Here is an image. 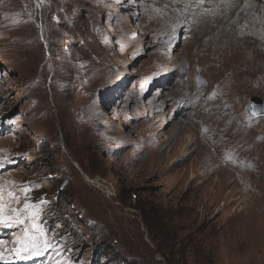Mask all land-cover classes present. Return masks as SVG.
<instances>
[{
    "label": "rangeland",
    "instance_id": "rangeland-1",
    "mask_svg": "<svg viewBox=\"0 0 264 264\" xmlns=\"http://www.w3.org/2000/svg\"><path fill=\"white\" fill-rule=\"evenodd\" d=\"M178 1L0 0V264H264V0Z\"/></svg>",
    "mask_w": 264,
    "mask_h": 264
},
{
    "label": "bare ground",
    "instance_id": "bare-ground-1",
    "mask_svg": "<svg viewBox=\"0 0 264 264\" xmlns=\"http://www.w3.org/2000/svg\"><path fill=\"white\" fill-rule=\"evenodd\" d=\"M182 1H184L182 3L183 6L185 8H187L188 11H190V12L192 11V12H191V15H189L190 13L188 14V11H183L182 13H180L181 14L180 16L185 17V18L198 17V18L204 20L205 24H207V25L212 24L218 30H221L222 29L221 27L229 22L227 15L230 14L229 8L233 4L240 5V7H243V8H247V6H248V2L247 1L236 0V1L232 2L233 0H226V1H228V6H227L228 9H227V7L226 8L223 7V8H221L219 10V9L213 8L214 7L213 6L214 5V1H212V0H181V1L179 0L178 2L181 3ZM222 1H225V0H221V2ZM192 6H194V7H192ZM205 7H209V9H207ZM253 25H254V23L250 22L247 25V26L250 27V29L247 30V31L252 32L253 31ZM224 29H222V30H224ZM231 131L235 132L234 133L235 135H233L231 133ZM221 135L223 136V138L227 139V144H229V145H231L233 147H235V146L239 147V148L241 147L240 145H241V142H242V138L238 135V132H237V135H236V131L233 128H227L223 133H221ZM247 145L250 146L249 143H247ZM224 146H226V143L224 144ZM245 147H246V145H245ZM253 169H254V167H252V170Z\"/></svg>",
    "mask_w": 264,
    "mask_h": 264
},
{
    "label": "snow or ice",
    "instance_id": "snow-or-ice-1",
    "mask_svg": "<svg viewBox=\"0 0 264 264\" xmlns=\"http://www.w3.org/2000/svg\"><path fill=\"white\" fill-rule=\"evenodd\" d=\"M28 191H29V189H27V188L24 189L25 201H26L24 204V210L25 211L34 207L33 205H30L29 203H27L26 194ZM8 195H9V197H12L13 193L9 192ZM2 200H3V197L0 196V201H2ZM11 211L13 213H16V215L15 216H6L5 215V207H4L3 203L0 202V224H11L13 221H15L16 223H19V224H24L26 222L24 220L19 219L18 210L12 209ZM33 218H35V214H34ZM33 228L36 229L37 231H39V229L36 225H33ZM19 243H20V248L16 249L17 256L19 258H27V257L21 255L22 252H26V251H31L32 255H34V256H39L42 254V249L37 244V239L29 237L27 229L25 230V235H24L23 239H21L19 241ZM47 247H49V243L47 242V240H45V242L43 244V248L46 249ZM0 259H4V256L2 254H0Z\"/></svg>",
    "mask_w": 264,
    "mask_h": 264
},
{
    "label": "water",
    "instance_id": "water-1",
    "mask_svg": "<svg viewBox=\"0 0 264 264\" xmlns=\"http://www.w3.org/2000/svg\"><path fill=\"white\" fill-rule=\"evenodd\" d=\"M245 110L251 116H260L264 114V99L258 95H253L245 105Z\"/></svg>",
    "mask_w": 264,
    "mask_h": 264
},
{
    "label": "trees",
    "instance_id": "trees-1",
    "mask_svg": "<svg viewBox=\"0 0 264 264\" xmlns=\"http://www.w3.org/2000/svg\"><path fill=\"white\" fill-rule=\"evenodd\" d=\"M147 228H148V234L151 236V233H153L152 232V225L151 224H148L147 225ZM157 251H161L160 248H157Z\"/></svg>",
    "mask_w": 264,
    "mask_h": 264
}]
</instances>
